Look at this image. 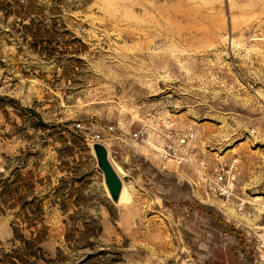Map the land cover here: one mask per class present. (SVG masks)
Masks as SVG:
<instances>
[{"label":"rangeland","instance_id":"rangeland-1","mask_svg":"<svg viewBox=\"0 0 264 264\" xmlns=\"http://www.w3.org/2000/svg\"><path fill=\"white\" fill-rule=\"evenodd\" d=\"M153 112L188 160L131 136ZM262 223L264 0H0V264H250Z\"/></svg>","mask_w":264,"mask_h":264},{"label":"built area","instance_id":"built-area-1","mask_svg":"<svg viewBox=\"0 0 264 264\" xmlns=\"http://www.w3.org/2000/svg\"><path fill=\"white\" fill-rule=\"evenodd\" d=\"M76 125L80 126V122H77ZM114 131L113 124L105 125L93 133L92 141L102 142L107 148V140L111 138L110 134ZM131 136L134 139L150 141L162 158L182 162L190 158V148L195 138V132L190 128L180 130L169 115L153 112L147 114L144 121L139 122ZM236 162L237 158H234L212 173L204 172L203 181L206 191L224 200L231 199L235 188ZM257 226L250 264H264V223Z\"/></svg>","mask_w":264,"mask_h":264},{"label":"water","instance_id":"water-1","mask_svg":"<svg viewBox=\"0 0 264 264\" xmlns=\"http://www.w3.org/2000/svg\"><path fill=\"white\" fill-rule=\"evenodd\" d=\"M92 147L97 164L103 173L108 193L112 200L117 201L123 185L121 176L109 159L106 146L102 142L96 141L93 142Z\"/></svg>","mask_w":264,"mask_h":264},{"label":"bare ground","instance_id":"bare-ground-1","mask_svg":"<svg viewBox=\"0 0 264 264\" xmlns=\"http://www.w3.org/2000/svg\"><path fill=\"white\" fill-rule=\"evenodd\" d=\"M115 168H116V167H115ZM117 171H118V170H117ZM119 174H120V173H119ZM122 191H123V187H122V189H121L120 197H121ZM120 197H119V198H120Z\"/></svg>","mask_w":264,"mask_h":264},{"label":"crops","instance_id":"crops-1","mask_svg":"<svg viewBox=\"0 0 264 264\" xmlns=\"http://www.w3.org/2000/svg\"><path fill=\"white\" fill-rule=\"evenodd\" d=\"M122 195V194H121Z\"/></svg>","mask_w":264,"mask_h":264}]
</instances>
